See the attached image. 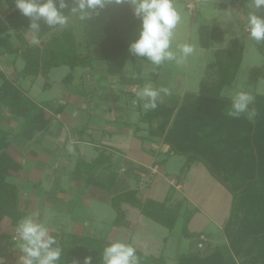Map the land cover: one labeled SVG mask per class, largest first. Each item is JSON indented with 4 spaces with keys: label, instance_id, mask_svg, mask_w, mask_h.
I'll return each instance as SVG.
<instances>
[{
    "label": "trees",
    "instance_id": "obj_1",
    "mask_svg": "<svg viewBox=\"0 0 264 264\" xmlns=\"http://www.w3.org/2000/svg\"><path fill=\"white\" fill-rule=\"evenodd\" d=\"M3 1L11 12L4 19H0V45L4 46L5 51L24 60L20 77L41 75L48 78L49 71L55 67L66 65L71 70L76 66L92 68L96 62H103L109 75L119 76V82L127 84L124 81L128 78L124 73V65L128 59L137 58L129 53L128 46L135 38L140 23L129 5H109L87 21H80L65 9L68 20L74 18L84 26L83 43L78 42L71 26L49 35L54 28L41 21L38 33L40 43L33 45L25 37V34L32 32L28 28L29 19L21 15L15 6V0ZM234 1L224 6L227 7ZM67 2L70 8L72 0ZM202 29L207 31L209 28L203 26ZM12 30L16 32L19 44L14 45L9 41ZM206 38L202 31L204 47L207 46ZM233 45V52L231 50L232 53L226 58L220 57L221 51L217 52L221 81L213 87L204 86L203 94L195 98L187 108H181L173 127L166 130L173 115V110L169 107L157 106L142 117L149 124L151 133L163 137L170 147V154L175 151L186 152L185 166L200 160L232 196L230 213L222 226L227 243L222 248L214 249V253L203 261L198 253L192 252L194 248L200 250L202 243L191 238V251L177 255L178 264H198V261L199 264H237V258L246 260V264H264V95H258L248 106V111L239 117L228 114L232 101L220 96V92L225 84L234 80L243 57V41L235 38ZM80 46L83 50H80ZM258 49L264 54V42ZM223 52L227 53L226 50ZM70 75L71 72L65 77ZM0 77V107H4L12 116L23 119L19 135L31 139L35 131L46 129L51 123L52 116L49 111L59 113L63 110L61 104L49 106L37 103L2 71ZM154 121H157L156 125ZM183 132L187 136L181 138L185 134ZM11 142L9 133L0 128V223L7 216L16 228L23 213L18 207V187L8 180L10 170L20 169V165L7 152ZM177 142L182 144V148L174 150L173 146ZM100 161L101 156L91 162L80 158L72 176L79 179L84 175L86 179L83 180L86 183L111 191L117 172L113 171L107 176L96 175L94 170L101 165ZM89 171L90 176L87 174ZM75 175H78L77 178ZM122 202L137 207L145 217L170 230L175 227L181 215H186V211L182 212L179 207L180 203L173 208L174 205L169 206L167 199L142 197L138 195V190L130 189L113 194L111 198V204L116 210L114 226L121 227L124 223V213L119 208ZM185 215L182 218L183 227L184 233H188L190 218ZM50 234L56 237L57 243L63 249L60 264H75V259L82 260L84 255H91L93 264H102L103 248L113 242L64 230H52ZM133 246L142 263L165 264L163 256L148 255L136 245ZM4 255L6 254H1L0 257Z\"/></svg>",
    "mask_w": 264,
    "mask_h": 264
},
{
    "label": "rangeland",
    "instance_id": "obj_2",
    "mask_svg": "<svg viewBox=\"0 0 264 264\" xmlns=\"http://www.w3.org/2000/svg\"><path fill=\"white\" fill-rule=\"evenodd\" d=\"M188 1L194 0H174L181 11L183 20L175 30L172 47L173 50H178V45L189 43L194 46V53L179 64L173 61L165 62L161 66H154L146 58L137 57L128 59L124 65V73L128 76L127 79L124 78L126 79L124 81L127 83L123 84L124 92L133 94L134 98L137 99L132 104L133 98L130 97L132 95H123V97L128 98L126 102H129L128 106L130 110H132V105L140 107L141 113L139 112V115L138 113L135 114V118L139 121L138 124L144 126V134L155 136L156 140L161 143L160 145H164V149L168 148V144L163 140V137L157 136L153 132L151 133L149 124L142 120V117L150 110L143 108V102L136 95L141 88L150 85L156 89L162 87L170 89V95L161 93L158 106L172 108L173 115L166 130L173 127L175 117L181 108H187L195 98L203 94L204 86L213 87L221 81L217 52L221 51L220 57L226 58L234 50L235 45L232 46L234 39L239 38V40L243 41L241 64L234 80L222 87L220 96L232 101V96L237 91H246L253 95L255 99L258 95H264V54L258 49V46L262 43L257 44L253 41L246 30V17L250 10L248 7L249 0H203L192 11H189L186 7ZM232 1L234 2L231 5L224 6V4ZM10 12L11 10L5 1L0 0V19H4ZM260 14L264 15V10ZM67 26L73 28L78 42L83 43L85 35L84 26L74 18L68 20ZM203 26H208L209 29L204 31L202 29ZM63 28L65 27H56L49 35ZM202 31L207 37L206 47L202 43L204 41L202 39ZM32 35L33 33L29 32L27 40L31 41ZM9 41L14 45L19 44L15 30L11 31ZM80 47V50H83L82 46ZM4 49L2 48L1 51L5 52ZM224 50L227 53L223 52ZM231 50L232 52H230ZM97 52H99V48H97ZM0 57L2 58V56ZM70 71L71 68L66 65L55 67L51 70L49 79L47 77L45 79L41 78L40 82L44 84L47 80L55 85L60 83L62 85L59 86L65 89L66 85L60 79ZM116 78L119 79V76H116ZM35 87L37 89L36 95L39 97L40 102L48 101L50 104H54L58 99V95H60L59 88L54 87L50 92L40 93L42 87ZM2 109L5 108L2 107ZM153 123L156 125L157 121ZM183 133L185 134H182L181 138L187 136L186 132ZM177 145L178 147H176ZM173 147L174 150L176 148L179 150L182 148V144L177 142ZM175 153L176 151L169 157L163 153L159 156L160 160L163 159V173L160 172L167 178L166 181L163 179H156L155 182L146 180L145 184L155 183V185L152 188L150 187V189L143 187V195L158 200L167 199L168 205H174L173 208L179 206L180 203L179 207L182 208V212L186 211V215H181L172 230L144 215L133 221L130 219L128 225L127 222H124L122 224L124 227H114L113 221L116 217V210L105 197H101L93 205L96 208L97 215L102 217L101 221L94 224L92 222L89 223L90 226L86 228L85 235L91 233L92 235L95 234L93 236L98 238L103 237L111 241L116 239H122L125 242L131 241L145 254L163 256L165 264H178L177 255L191 251V238L195 239V242L199 241L203 244H201L200 250L194 248L192 251L198 253V257L202 258L203 261L210 254L214 253V249L222 248L227 243L226 234L222 226L230 213L231 193L220 181L210 174L205 165L199 162L200 160H195L190 165L185 166L186 152ZM87 159H89V156ZM151 171L153 173L157 172L158 168L152 166ZM81 173L79 172V174ZM87 174L90 176V171ZM76 180L82 184L86 183L83 180ZM128 183L131 186L137 185V179L129 180ZM91 185L94 188L101 189L97 185ZM104 191L107 192L108 190L104 189ZM108 192L110 193V191ZM121 204H119V207H121ZM93 211L91 210V212ZM184 215L186 218H190L187 226L188 233H184L182 219ZM52 230L49 227V231ZM10 238L7 235H0V255L6 254L0 257V261L3 264L5 262H11L12 264L17 261V264H19V242L15 238ZM148 245L151 249L149 251H147ZM7 258L9 261H7ZM245 261L242 258H237L236 263L246 264ZM141 264L144 263L141 262Z\"/></svg>",
    "mask_w": 264,
    "mask_h": 264
},
{
    "label": "crops",
    "instance_id": "obj_3",
    "mask_svg": "<svg viewBox=\"0 0 264 264\" xmlns=\"http://www.w3.org/2000/svg\"><path fill=\"white\" fill-rule=\"evenodd\" d=\"M27 35L29 32L25 34L26 39ZM2 48L3 45L0 46V71L7 78L16 81L39 104L63 105L59 113L49 111L51 123L46 129L35 131L31 139L19 135L23 119L12 116L0 107V128L12 138L7 152L20 165L19 170L10 171L8 180L18 187V207L23 213L22 217L36 212L53 230L85 235L89 223L101 221L102 217L97 215L93 206L101 197L111 204L113 194L130 189L138 190V195L142 193L139 196L148 197L143 195V187L150 189L155 183L145 184L146 180L166 181L167 178L161 174L163 159L160 160L159 156L162 153L171 156L169 146L164 149L155 136L144 134V126L138 124L135 118L136 113H141L140 107L132 105L130 110L129 102H126L128 98L123 95H132V104L137 98L124 92V85L116 76L107 73L103 62H96L92 68L76 66L70 71V77L66 78L65 75L60 79L66 85L64 89L59 86L62 85L59 82L55 85L46 80L42 84L40 79L45 77L41 75L20 77L24 60L5 49V52L1 51ZM35 86L42 87L40 93L59 88L57 101L54 104L40 102ZM99 156L101 165L94 170L96 175L107 176L113 171L117 172L110 193L103 188L101 190L91 184L77 182L72 176L80 158L91 162ZM152 166L157 167L158 171L153 173ZM83 179L86 176L82 175L78 180ZM132 179H137V185L128 183ZM119 208L124 213L127 225L130 219L133 221L143 215L129 203L122 202ZM15 229L9 217L2 219L0 235L16 239ZM149 249L148 245L147 251Z\"/></svg>",
    "mask_w": 264,
    "mask_h": 264
},
{
    "label": "clouds",
    "instance_id": "obj_4",
    "mask_svg": "<svg viewBox=\"0 0 264 264\" xmlns=\"http://www.w3.org/2000/svg\"><path fill=\"white\" fill-rule=\"evenodd\" d=\"M69 8L67 0H15V6L30 21L29 27L33 35L30 43H40L38 33L41 21L50 28L66 27L68 15L87 21L99 14V11L109 5H129L133 15L140 21L135 38L128 46L129 53L134 57L146 58L152 65L161 66L165 62L182 63L191 56L195 49L189 43L178 45L173 50L175 30L181 24L183 17L174 0H72ZM249 11L246 17V30L250 38L257 44L264 42V0H249ZM161 93L170 95V89H156L149 86L141 88L137 97L143 102L145 110L155 109L161 99ZM255 97L246 91H237L232 96V106L229 115L239 117L248 111V106ZM19 242V264H60L63 249L50 234L47 223L39 213L32 212L18 220L15 229ZM102 264H141L133 244L122 239H116L107 244L102 251ZM0 264H3L0 261ZM75 264H93L91 255L83 259H75Z\"/></svg>",
    "mask_w": 264,
    "mask_h": 264
},
{
    "label": "built area",
    "instance_id": "obj_5",
    "mask_svg": "<svg viewBox=\"0 0 264 264\" xmlns=\"http://www.w3.org/2000/svg\"><path fill=\"white\" fill-rule=\"evenodd\" d=\"M201 1H203V0L188 1L186 4V7L188 8L189 11H192L198 7V5Z\"/></svg>",
    "mask_w": 264,
    "mask_h": 264
},
{
    "label": "water",
    "instance_id": "obj_6",
    "mask_svg": "<svg viewBox=\"0 0 264 264\" xmlns=\"http://www.w3.org/2000/svg\"><path fill=\"white\" fill-rule=\"evenodd\" d=\"M202 245H203V244H202ZM202 245H201V246H202Z\"/></svg>",
    "mask_w": 264,
    "mask_h": 264
}]
</instances>
